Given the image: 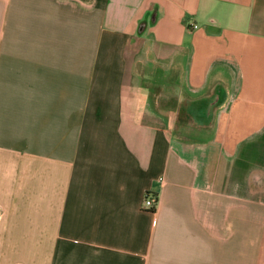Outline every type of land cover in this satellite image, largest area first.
Wrapping results in <instances>:
<instances>
[{
  "label": "crops",
  "instance_id": "obj_1",
  "mask_svg": "<svg viewBox=\"0 0 264 264\" xmlns=\"http://www.w3.org/2000/svg\"><path fill=\"white\" fill-rule=\"evenodd\" d=\"M0 264H264V0H0Z\"/></svg>",
  "mask_w": 264,
  "mask_h": 264
},
{
  "label": "built area",
  "instance_id": "obj_2",
  "mask_svg": "<svg viewBox=\"0 0 264 264\" xmlns=\"http://www.w3.org/2000/svg\"><path fill=\"white\" fill-rule=\"evenodd\" d=\"M158 197L157 195L147 192L145 194L144 202H143V208L150 211H155L157 206Z\"/></svg>",
  "mask_w": 264,
  "mask_h": 264
}]
</instances>
